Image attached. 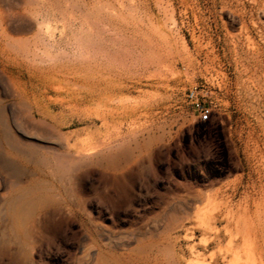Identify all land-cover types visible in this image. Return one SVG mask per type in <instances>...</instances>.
<instances>
[{
	"label": "rangeland",
	"instance_id": "rangeland-1",
	"mask_svg": "<svg viewBox=\"0 0 264 264\" xmlns=\"http://www.w3.org/2000/svg\"><path fill=\"white\" fill-rule=\"evenodd\" d=\"M253 11L0 0V71L33 63L38 43L35 64L57 74L33 89L49 127L0 80V129L23 159L19 175L0 163V264H264V68L252 81L231 38ZM250 37L264 66V36ZM196 86L210 119L187 101Z\"/></svg>",
	"mask_w": 264,
	"mask_h": 264
},
{
	"label": "bare ground",
	"instance_id": "bare-ground-1",
	"mask_svg": "<svg viewBox=\"0 0 264 264\" xmlns=\"http://www.w3.org/2000/svg\"><path fill=\"white\" fill-rule=\"evenodd\" d=\"M253 3L254 11L251 14V21L253 27H251L249 23L245 22L243 24L241 34L238 36L232 35L231 38L234 43L237 54L240 56L239 47L242 48L244 53L246 54V58H244V60L247 61V64H244V66L247 73H249L250 75V79L255 82L261 80L262 75L260 76V73L264 68L263 61L261 59L263 53L261 48H258L257 45L252 41L250 34L255 29H258L264 36V23L258 21L256 17L257 15L264 16V0H253ZM245 35H247L246 40L248 42L247 50H245L244 47H242L241 45V40ZM35 45V48H31V51H33V63L20 59L17 55V59H14L16 64H14L13 69H15V71L3 69L2 72L0 71V80L4 83L7 90L13 93L14 99L17 103V111L24 114L27 123L33 126L49 127L51 121V113L48 111L47 107L43 105V100L33 91V89L37 90L39 88V85L53 87L55 85L57 74H53L51 70L43 69L35 64V62L38 61L39 55L36 51L38 43H35ZM242 53L243 52H241V54ZM237 62L240 63V61L238 60ZM16 72L17 82L15 81ZM6 138L9 140L8 131L6 129L1 128L0 142L3 143L6 151L5 155H2L0 153V163L6 170H8L9 167H12L11 173H13L14 175H19L20 168L18 165H15L14 161L16 160L17 162H22V156L18 153H13L9 149L8 144L6 142Z\"/></svg>",
	"mask_w": 264,
	"mask_h": 264
},
{
	"label": "built area",
	"instance_id": "built-area-1",
	"mask_svg": "<svg viewBox=\"0 0 264 264\" xmlns=\"http://www.w3.org/2000/svg\"><path fill=\"white\" fill-rule=\"evenodd\" d=\"M205 97V88L199 86L191 88L186 95L188 103L197 112L198 117H208L210 119L214 110L212 105L207 103Z\"/></svg>",
	"mask_w": 264,
	"mask_h": 264
}]
</instances>
